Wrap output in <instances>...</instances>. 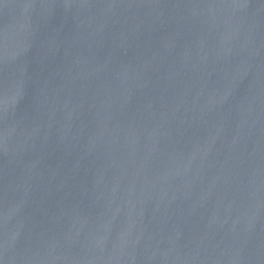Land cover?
I'll use <instances>...</instances> for the list:
<instances>
[{
  "label": "water",
  "instance_id": "1",
  "mask_svg": "<svg viewBox=\"0 0 264 264\" xmlns=\"http://www.w3.org/2000/svg\"><path fill=\"white\" fill-rule=\"evenodd\" d=\"M0 264H264V0H0Z\"/></svg>",
  "mask_w": 264,
  "mask_h": 264
}]
</instances>
